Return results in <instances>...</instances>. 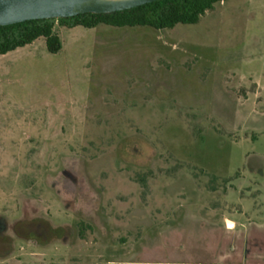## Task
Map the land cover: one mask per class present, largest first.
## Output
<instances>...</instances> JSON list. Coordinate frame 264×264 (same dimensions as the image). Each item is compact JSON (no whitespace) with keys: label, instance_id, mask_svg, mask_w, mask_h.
<instances>
[{"label":"rangeland","instance_id":"1","mask_svg":"<svg viewBox=\"0 0 264 264\" xmlns=\"http://www.w3.org/2000/svg\"><path fill=\"white\" fill-rule=\"evenodd\" d=\"M56 32L0 56V264H264V0Z\"/></svg>","mask_w":264,"mask_h":264},{"label":"trees","instance_id":"2","mask_svg":"<svg viewBox=\"0 0 264 264\" xmlns=\"http://www.w3.org/2000/svg\"><path fill=\"white\" fill-rule=\"evenodd\" d=\"M227 0H158L134 9L111 14H83L65 19L34 20L0 27V56L12 53L43 39L49 54L60 52L62 45L56 28L98 26L111 28H149L156 31L170 30L177 25L191 26L198 23L207 11Z\"/></svg>","mask_w":264,"mask_h":264},{"label":"water","instance_id":"3","mask_svg":"<svg viewBox=\"0 0 264 264\" xmlns=\"http://www.w3.org/2000/svg\"><path fill=\"white\" fill-rule=\"evenodd\" d=\"M158 0H0V27L26 21L111 14Z\"/></svg>","mask_w":264,"mask_h":264},{"label":"flooded vegetation","instance_id":"4","mask_svg":"<svg viewBox=\"0 0 264 264\" xmlns=\"http://www.w3.org/2000/svg\"><path fill=\"white\" fill-rule=\"evenodd\" d=\"M253 240L256 241V242H260V241H261V240H260L258 237H256V236L253 238ZM260 244H261V243H260Z\"/></svg>","mask_w":264,"mask_h":264},{"label":"crops","instance_id":"5","mask_svg":"<svg viewBox=\"0 0 264 264\" xmlns=\"http://www.w3.org/2000/svg\"><path fill=\"white\" fill-rule=\"evenodd\" d=\"M232 224H233V229L236 228L235 222L232 221Z\"/></svg>","mask_w":264,"mask_h":264},{"label":"bare ground","instance_id":"6","mask_svg":"<svg viewBox=\"0 0 264 264\" xmlns=\"http://www.w3.org/2000/svg\"><path fill=\"white\" fill-rule=\"evenodd\" d=\"M109 1H113V0H109ZM227 225L231 226V224H230V223H228Z\"/></svg>","mask_w":264,"mask_h":264}]
</instances>
